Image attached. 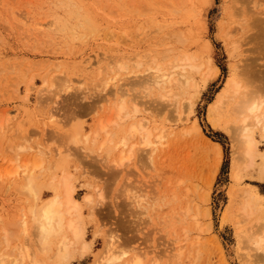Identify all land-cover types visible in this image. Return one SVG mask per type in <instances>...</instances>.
<instances>
[{"label": "rangeland", "instance_id": "1", "mask_svg": "<svg viewBox=\"0 0 264 264\" xmlns=\"http://www.w3.org/2000/svg\"><path fill=\"white\" fill-rule=\"evenodd\" d=\"M257 1L253 9L264 8V0ZM229 3L230 0H0V234L4 225L28 212L30 201L26 198L30 196L21 187L24 165L30 170L41 160V166L35 167L38 181L56 182L62 172L52 167V160L60 148L70 153L66 170L73 175V195L81 200L85 238L90 242V248L83 252H78L76 246L69 263L92 264L110 238L114 240L116 258L108 264H130L136 252L138 264H262L256 260L264 261V243L256 249L244 239L251 223L264 211V197L252 217L245 219L238 212L244 202L243 191L254 185L264 193V181L246 170L241 159L237 163L242 179H232L235 155L228 129L234 122H226V115L217 118L218 110L211 106L234 63L244 62L246 57L256 59L259 65L264 63L263 34L260 42L256 39L259 35L251 39L254 43L249 41L251 45L243 40L229 53V39L222 33L227 26ZM172 30L177 34L168 37ZM238 32L233 38L240 35ZM175 36L185 41L181 43ZM163 43L211 59L218 68L217 74L203 85L200 71H191L200 88L190 111L182 108L189 116L184 123L173 120L179 110L174 111V103L157 95L155 84L142 82L143 76L150 77L148 67L155 65L150 58L158 54L159 59ZM254 48L258 49L253 51ZM135 60L140 61L139 66ZM119 61L125 66L119 67ZM115 73L117 77L109 79ZM125 89L127 97L132 95L138 102L139 109L132 111L133 101L126 102L129 119L120 122L116 111L121 99L114 94ZM186 101L187 97L184 101L180 97L179 107ZM141 117L146 124L143 128L150 131L169 119L172 133L165 138L164 146L154 144L159 146L153 151L148 146H137V134L133 141L140 150L134 149L132 157L118 165V152H127L132 139L121 149L119 143H107L106 148L113 146L110 157L101 142L116 131L119 134L113 138L117 142L128 123ZM194 120L198 131L191 128ZM77 124L81 140L74 142L70 136L78 129ZM101 124L106 128H100ZM185 129L188 131H182ZM155 131H151L152 139L158 133ZM255 135L264 150V137L259 132ZM21 142L25 144L18 146ZM212 142L219 148V157ZM39 148L44 149L42 153ZM262 164L264 158L257 155L256 168ZM42 190L44 196H49L54 186H44ZM87 194H91V202L83 198ZM17 234L4 249L2 243L0 250L26 246L21 225ZM15 250L9 249L12 253Z\"/></svg>", "mask_w": 264, "mask_h": 264}, {"label": "bare ground", "instance_id": "2", "mask_svg": "<svg viewBox=\"0 0 264 264\" xmlns=\"http://www.w3.org/2000/svg\"><path fill=\"white\" fill-rule=\"evenodd\" d=\"M261 2L263 5L264 1H261ZM254 3H255V0H230V3H229L230 11L227 14L228 19L225 23V25L227 26H225V30H223L224 28L222 29L225 32V33L224 32L222 33L226 34V37H228L229 39V42H228L229 50L228 51L230 54H232L236 50V48L240 46L243 40H245L244 42L245 44L246 40L249 42L251 39L259 35L256 39L257 41L260 42L259 39H261L260 37H262L260 36V34L264 35V27H263L264 26L263 25L264 24V10L262 11L260 10L263 7H261L260 9L254 10L253 9ZM160 27L159 29H161ZM238 31L240 32V35L238 37L233 38L234 34H237ZM174 34L176 35L177 32H173L172 30V31H169V34L167 35L169 37V36H174ZM168 37L166 36L165 38L169 39ZM175 39L181 43L185 41V38L184 37L180 38V36H175ZM263 40H261L262 44H264ZM161 43L162 42H160V44ZM248 44H250V42ZM162 45L163 46L161 50L160 49H159L160 51L158 50L159 52H161V55H159V59H156L158 57L156 55L158 54L152 55L150 58L155 64L154 66L149 65L148 67V69H151V71L149 72L150 77L146 78L145 76H143L144 78L142 79V82H145V84H147L148 86H151V84H155L157 88V95L160 96L161 98L170 100L172 104L174 103L175 108H176L175 109L173 105L174 111H177V109L179 110V112L175 114V117L173 118V120L175 119L177 121L184 123L185 121L189 119L188 114H186L185 112L187 108L190 111V109L196 103L197 98H198V93H199L198 88H200V82H197L194 79V75L191 73V71L193 70L192 71L193 73L196 71H197L196 73H199L200 71L201 82L203 85L206 83L209 77H213L217 74L218 68L216 65L212 63L213 61H211V59L203 58V56L201 55H198V56L194 54L192 55V53L190 54L188 53V51H185V49H182L184 47H180L178 45L174 46L171 43H167V44L163 43ZM246 46L248 47V45ZM258 48L260 50V47ZM258 48H254L253 51H255ZM249 49H252L251 46L250 48H248V51ZM245 51L248 52L247 50ZM254 53L255 52H253V54ZM258 56H260V53ZM258 58H261V56ZM257 62L259 63V61H257L254 58L247 59L246 57L244 62L241 61V63H237L236 65L234 63L230 74L228 75L226 81H224V85L222 89L221 90L219 89L220 91L216 93V98L211 103L212 108L218 110V112L216 113V115H218L217 118L226 115L227 116L226 122H228V119L233 120L234 122V124L229 125L228 131L230 135V140L232 141V144H233L232 147H234L232 152L234 153L235 156H234V161L231 164V177L235 182L242 179L241 177L243 176L242 171L239 170V166L237 163V160L239 159L245 162L246 170H250L251 173H256V176L260 180L264 181V164H262L260 167H257V168L255 166V157L257 155H260L261 157L264 158V150L260 149L259 143H258L259 140L256 138V135H255L257 132H259V134L262 137H264V63L260 64L261 65L260 66ZM116 64L119 67L125 66L122 63V61H119ZM135 65L139 66L140 61L135 60ZM114 68L115 67L113 66L112 69ZM201 68L203 69L201 70ZM46 73H49V71ZM145 75L147 76V74ZM54 76L56 77V75ZM50 77H51V80L55 81L54 77L52 76ZM114 77H117V73L109 77V79H112ZM45 79H48V78L46 77ZM45 79H44V82H45ZM53 81H52V85H54L55 83V82L53 83ZM56 86H59V88L62 87L61 84L56 85ZM128 94H129L128 90L126 89L121 91L120 94L118 95L117 93L114 94L115 98H119V100L121 99L120 104L118 105L117 111H116L117 117L119 118L120 122L121 120L126 122L125 120L129 119V112L127 111V107H126V102H128L129 100L133 101V105L135 108V109L132 108V111L135 110L136 112H138L136 110L138 102L133 100L134 97L132 95L131 97L130 96L127 97ZM180 97L182 98L183 101L187 97L186 105L184 102L183 106L181 107H179L180 102H178V99ZM184 106L186 107V110H183L185 109ZM130 114H131V111H130ZM131 115H132L131 118H133L134 114H131ZM144 119L146 120V118ZM167 121L166 123H163V124L161 123V125L157 123L160 126H153L154 124L152 125L153 127L151 126L152 128L155 127L156 131H158V133L155 134V137H154L155 139H152L151 131H155V129L151 131L148 129H144L143 127H145L146 124L144 125L145 122L143 121V118L141 117L140 119H136L134 121H131V123H128L129 127L126 128L127 130L123 129V133L122 135L120 134L121 137L117 142H115L113 138L114 134H116L117 131L116 133L114 132L113 135L109 134L108 136L110 137L106 135L107 137L105 136V138L101 142V147H104L105 145V148H106V146H108L107 143L110 142L112 143L111 145L114 144V146H116V144L118 146V143H119V145H121L120 149L122 147L125 148L126 145H128L130 140L132 139V141L130 142V147L129 149H127V152H124V149L118 152V158L116 157V162L118 163V165L122 164L125 161V159L132 157L131 155L134 149H136L137 151L138 149L140 150V148L137 147V146H140V144L144 147L145 146L151 147L150 149L151 151L155 150L159 145L160 147H162V145L165 144V140L167 141V139L165 138L166 137L169 138L168 135H171L172 133L171 132L172 124L170 121L167 123ZM194 121L195 123L192 125L191 128L198 131L199 126L196 123V120ZM119 124H122L123 126L124 123H119ZM77 125L75 128H78V129H76V131L74 130L75 133L72 132L73 135L72 136L69 135L71 137V140H73L74 142H79V140H81L79 136L81 127L79 125L77 127ZM101 126L102 127L100 128H103V127L106 128L105 127L106 124H101ZM71 130L73 131V129ZM113 131L111 133H113ZM182 131L185 132V131H188V129H185ZM137 134L140 135V137L138 136L139 140H137L139 141V145L136 146L137 142H134L133 138ZM70 137L68 138L70 139ZM212 143L214 144V147H216V143L215 142H212ZM22 144L23 143L21 142L19 145L18 144L17 145L21 146ZM154 144H159V145L157 146ZM111 145L107 147L108 150L106 148L105 152L107 151L111 152V150H113V146ZM14 146L15 145H13V149H14ZM217 148L218 147H216V149ZM142 149H145V148H142ZM38 150L42 153L44 149L42 150L41 148L40 150L39 148ZM62 150H60L59 148V151L57 150L58 154L54 153L55 156L57 155L58 156L54 158V160L51 159L54 165L52 167H54V169H61V172H62V174L56 180V182H54L53 179H50L49 181H46V182H44L43 180L38 181V175L35 173V167L39 165L41 166V162H42L41 160L38 164H36V166H34V168L30 170H27V166L24 165L22 172L25 175V177L23 176L25 180H23V183H21L22 185L21 187H22V190H25V192L30 196V198L28 196L26 198L28 199V201H30L29 203L26 200L30 206H27V208L29 207L28 209L26 208L28 212L26 213L24 211L21 214V217L18 221L10 223L8 225H4L3 231L1 230L2 233L0 234V239H2V242H0V246L2 243H4L5 244V246H3V249H4L7 245H9L16 238V235L18 236L17 233L19 231L20 225L22 227L23 234L25 233L24 235H25V238L27 239V245L25 246L24 244L23 247H20L22 245L20 246L16 245L15 248H12V246L11 247L8 246L9 249L11 248V250L16 249L13 253L9 251V249L6 251L8 247L5 250H2V251L0 250L2 254L0 256V264H12L14 260L17 261L16 263L14 262L15 264H20L18 262H21V264H25L23 263V261H26L27 264H71L69 263V259L72 256V251L73 250L75 251L76 246L79 247L77 249L78 252L79 250L83 252L88 249L90 242L87 241L85 238V226L82 222V213H81L80 204H79L81 200L78 201V199L75 198V196L73 195V192H74V185L72 182L73 175L66 170L67 161H68L67 157L69 156L70 153L69 152L65 153ZM217 151H218V154H216V157L217 155L219 157L220 155L219 148ZM110 152L108 153V157H110L109 156ZM105 156L107 157L106 153H105ZM114 158H113V161H115ZM219 159L218 160L216 159V160L219 161ZM44 167L46 168V165ZM52 169L53 168H51L50 170ZM47 170L49 172V169ZM15 172H17V168ZM40 174L43 175L42 172H39V175ZM7 177H4V178H7ZM49 185H53L54 190L51 193V195L44 196L45 191H43L42 188L44 186L49 187ZM123 191H121L122 194H123ZM26 193L24 195H26ZM126 195L128 196V194ZM129 196H130V193H129ZM243 196H244V202L239 209L238 216L244 215V218L246 219V218L252 217L257 212V207L261 201L260 198L264 197V193L256 190V187L252 185L243 191ZM135 197L138 198L137 200H139V197H137V195H135ZM83 198L85 200H88L87 202H91V199H92L91 194L89 195L87 194ZM207 198L208 197H206L205 200H207ZM124 199H126V197ZM128 201L127 203L130 204V202ZM205 214L206 215L209 214L207 208L205 209ZM27 215H29V217ZM110 236H113V235H110ZM21 240H22V232H21ZM244 240L246 241L244 243L246 244L250 243L251 247L253 248L254 247L256 249L261 248V246L264 243V211H262L260 213V216H258L255 219V223L254 222L251 223L248 229V233ZM113 241L114 240H110L109 238V240L104 242V246H103L104 248L101 251L102 254L100 253V256L98 255L92 264H108V263H113L115 261L114 259L116 257L114 256L115 252L113 253ZM17 246L19 248H16ZM118 250H119V247H118ZM118 250H116V252ZM124 251L127 252L126 248ZM118 252L116 254H118ZM12 254L14 256V259L11 258ZM118 255L120 256V253ZM261 256H263V254ZM256 261L257 262L262 261V264H264L263 258H261L260 260L257 259ZM138 263H140L139 254H137L136 252V255L132 258L130 264H138Z\"/></svg>", "mask_w": 264, "mask_h": 264}]
</instances>
